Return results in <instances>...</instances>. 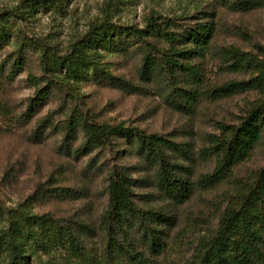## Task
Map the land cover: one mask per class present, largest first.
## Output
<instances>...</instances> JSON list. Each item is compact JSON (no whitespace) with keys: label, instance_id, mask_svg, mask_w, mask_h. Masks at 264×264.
Returning a JSON list of instances; mask_svg holds the SVG:
<instances>
[{"label":"rangeland","instance_id":"obj_1","mask_svg":"<svg viewBox=\"0 0 264 264\" xmlns=\"http://www.w3.org/2000/svg\"><path fill=\"white\" fill-rule=\"evenodd\" d=\"M31 2L0 0V14H15L0 38V233L7 211L21 207L69 225L84 250L104 256L101 222L109 184L124 173L133 181L140 213L125 222L126 233L118 238L123 249L154 264H199L201 241L216 233L226 207L239 201L245 183L264 167L263 135L226 178L204 180L218 162L213 135H223V125H239L261 99L256 90L221 96L216 89L252 78L229 65L234 50L257 53L264 46V1L236 10L232 0H47L32 11ZM151 17L174 19L181 34L197 25L212 27L205 56L188 61L200 71L201 83L184 73L171 77L161 64L150 66L147 56L162 63L169 48L157 34L139 39L109 33L108 43L73 57L69 69L45 72L43 61L71 57L92 24L109 20L144 29ZM40 90L50 95L35 106ZM73 120L78 126L71 127ZM84 122L135 128L177 144L170 159L177 176L189 180L188 196L174 199L157 164L123 137L84 148ZM155 234L161 247L154 245ZM8 261L0 253V264ZM31 264L76 263L68 247L57 246L48 254L35 248Z\"/></svg>","mask_w":264,"mask_h":264},{"label":"trees","instance_id":"obj_2","mask_svg":"<svg viewBox=\"0 0 264 264\" xmlns=\"http://www.w3.org/2000/svg\"><path fill=\"white\" fill-rule=\"evenodd\" d=\"M263 1L232 0L231 6L236 10H247L261 6ZM48 2L32 0L30 10L38 9ZM13 16L15 14H0V38L7 36V23ZM177 26L174 19L161 20V17L149 18L144 29L135 26L116 27L109 20L94 23L88 33L74 44L71 57L67 55L45 59V72L51 74L61 67L69 69L73 57H79L87 49L108 43L109 33H114L112 37L117 32V35L125 33L139 39L157 34L167 41L169 48L164 53L162 63L155 57L147 56L150 66L161 64L171 77L184 73L193 77L199 84L203 81L200 71L188 61L205 56L212 27L197 25L195 29L181 34L177 31ZM182 35L186 41L180 39ZM178 43L188 46L180 48ZM231 56L233 62L229 68L232 71L249 72L253 76L247 81L227 83L216 91L222 92L221 96H224L256 90L261 99L248 110L239 125H223V135H213L212 153L218 162L214 172L204 176V180L212 184L226 178L239 162L249 156L251 149L264 135V46L259 47L257 53L234 50ZM49 95V90H40V101L34 105L38 106ZM77 123L78 120H73L71 127L78 126ZM81 130L86 138L84 148L86 146L90 150L108 145L113 137H123L157 164L163 187L174 199L184 201L188 196L191 189L189 180L177 176V167L170 159V151L177 150V144L165 137L148 135L139 129L122 125L84 122ZM132 184V179L124 173H117L110 180L108 206L101 222L107 238V253L104 256L98 255L94 250H87L86 246L84 250L79 237L69 225L62 224L49 214L39 216L21 207L7 211L8 225L0 233V253H7L8 264H31L35 248L48 254L54 247L65 246L72 251L76 264H154L143 253L128 249L125 251L118 242L120 234L126 233L125 222L128 216L140 213L133 200ZM1 209L0 206V214ZM154 238V245L161 247L156 234ZM200 245L199 264H264V167L255 173L251 181L245 183L239 201L226 207L216 233L208 239H203Z\"/></svg>","mask_w":264,"mask_h":264}]
</instances>
